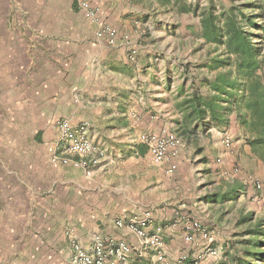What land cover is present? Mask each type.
<instances>
[{
    "label": "crops",
    "instance_id": "crops-1",
    "mask_svg": "<svg viewBox=\"0 0 264 264\" xmlns=\"http://www.w3.org/2000/svg\"><path fill=\"white\" fill-rule=\"evenodd\" d=\"M160 13L184 15L161 0H0V264H75L71 238L85 251L99 239L142 253L113 264H179L184 255L187 264H236L242 257L238 219L264 217V192L253 200L257 192L244 179L264 186V168L233 117L229 147L212 125L180 135L175 96L200 84L189 73L174 85V61L154 57L165 44ZM102 28L115 30L112 44L96 35ZM169 28L173 35L180 26ZM59 120L89 125V140L103 152L89 175L50 162ZM162 132L177 138L171 175L140 141ZM130 220L157 235L161 248L141 250L134 233L116 226ZM189 220L210 240L185 242Z\"/></svg>",
    "mask_w": 264,
    "mask_h": 264
},
{
    "label": "trees",
    "instance_id": "trees-1",
    "mask_svg": "<svg viewBox=\"0 0 264 264\" xmlns=\"http://www.w3.org/2000/svg\"><path fill=\"white\" fill-rule=\"evenodd\" d=\"M161 3L197 18L198 28L191 30L207 47V73L192 77L191 84L195 80L200 86L191 93L180 89L175 96L174 106L182 117L180 135H193L200 123L202 131L212 125L233 139L228 131L233 117L264 168V0H228L226 6L209 0L204 7L187 6L182 0ZM262 192L264 186L252 199ZM237 225L243 230L242 257L236 264H264V217L245 213Z\"/></svg>",
    "mask_w": 264,
    "mask_h": 264
},
{
    "label": "built area",
    "instance_id": "built-area-1",
    "mask_svg": "<svg viewBox=\"0 0 264 264\" xmlns=\"http://www.w3.org/2000/svg\"><path fill=\"white\" fill-rule=\"evenodd\" d=\"M79 9L84 12L86 18H93L94 12L88 4L80 3ZM103 34L109 37L111 44L117 37L115 30L111 28H102L96 35L100 37ZM55 126L59 131V138L56 145L49 149L50 162L63 165L71 164L76 169H80L86 175H89L92 168L96 167L103 157V152L89 140V125L83 122L73 126L66 120H59ZM221 139L225 147H229L232 143L231 138L227 135L222 134ZM140 141L146 146L155 164L166 165V173L168 175L174 173L176 168L174 160L178 154L177 138L174 134L165 132L158 134L147 133L141 135ZM217 162L219 163V160ZM244 185L252 187L256 192H259L263 187L261 182L254 176H247L244 179ZM135 223L136 221L134 220L126 223L117 221L116 226L134 233L139 239L141 250L160 249L162 246L160 238L157 235H147L142 229L137 228ZM183 230V238L187 243H191L195 236H200L207 241L211 238L210 232L193 220L185 222ZM70 245L73 252V262L75 264L122 263L131 258L132 254L135 257L142 256V253H132L127 245L105 244L99 239L94 241L90 251H85L73 238L70 239ZM207 254L209 256H215L216 253L214 249L208 248ZM156 259L157 261L163 262L164 256L158 253ZM179 261V264H187V256H182Z\"/></svg>",
    "mask_w": 264,
    "mask_h": 264
},
{
    "label": "rangeland",
    "instance_id": "rangeland-1",
    "mask_svg": "<svg viewBox=\"0 0 264 264\" xmlns=\"http://www.w3.org/2000/svg\"><path fill=\"white\" fill-rule=\"evenodd\" d=\"M187 6L198 5L204 7L207 5L209 0H182ZM215 4L228 5V0H212ZM159 25L161 31L159 32L165 40L163 47L158 48L153 55L158 60H173L174 64L172 69L173 84L179 86V80L183 76L188 77L189 73L192 75H202L207 73L204 68L206 63V51L207 47L203 46L201 41L192 35V31L188 30V26L197 29L198 19L192 15H177L176 13L171 14H159L158 15ZM170 25H177L180 28L176 29L173 35H170L168 29ZM166 37H165V36ZM180 42H179V39ZM168 39L174 40V46L166 44ZM155 50V49H154ZM134 53V52H133ZM132 53V55H134ZM170 68V67H169ZM193 76H191L192 78Z\"/></svg>",
    "mask_w": 264,
    "mask_h": 264
}]
</instances>
